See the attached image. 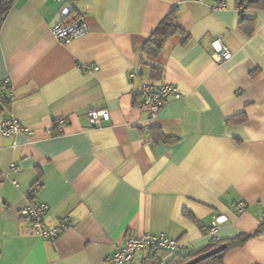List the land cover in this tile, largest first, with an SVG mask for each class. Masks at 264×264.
Segmentation results:
<instances>
[{
	"label": "crops",
	"instance_id": "1",
	"mask_svg": "<svg viewBox=\"0 0 264 264\" xmlns=\"http://www.w3.org/2000/svg\"><path fill=\"white\" fill-rule=\"evenodd\" d=\"M65 6L89 25L68 43L52 32ZM164 21L183 32L149 55L143 47ZM217 38L232 52L222 62ZM3 81L14 100H0V123L14 115L32 132L0 129V264H109L128 235L145 232L181 251L250 234L224 264H264V232L255 234L264 220V10L241 11L236 0H15L0 30ZM145 83L174 84L182 96L151 118ZM90 108L110 118L92 124ZM32 200L47 203L51 226L70 217L56 239L21 215ZM151 253L138 250L133 264Z\"/></svg>",
	"mask_w": 264,
	"mask_h": 264
},
{
	"label": "built area",
	"instance_id": "2",
	"mask_svg": "<svg viewBox=\"0 0 264 264\" xmlns=\"http://www.w3.org/2000/svg\"><path fill=\"white\" fill-rule=\"evenodd\" d=\"M213 6L215 8H224L225 3L217 1ZM61 15L62 19L52 27V32L55 38L60 42L68 43L72 39L80 37L89 31V25L82 14H72L71 9L65 6L61 9ZM215 45L216 50L214 52V57L218 61L222 62L231 57V50L221 41V39L217 38L215 40ZM81 68L86 71H96L99 67L97 65L83 64ZM134 75V72L130 73V76ZM0 88L5 91L2 95V100L12 102L14 100L13 87L10 86L7 81H3L0 82ZM140 94L141 103L148 108L151 118H156L170 97L180 98L182 96L178 87L170 83H145L140 90ZM86 115L92 124H100L103 120H108L110 118V113L108 110H99L96 108H90ZM65 122V117L56 118L54 121V128L57 129L58 132H62ZM0 129L8 135L19 132H32V129L29 126L22 125L14 115L9 116L3 122H1ZM11 170L19 171V167L16 165V163L11 164ZM39 187L40 182L35 183L30 188L28 195L30 197L35 196ZM237 207L238 210L242 212L246 208V203L240 201L238 202ZM47 211V203L43 201L32 200L21 209V215L30 220L33 231L36 235L54 240L65 228L68 227L70 217L65 216L59 221L57 225L51 226L46 221ZM220 222L221 216H219L217 221L211 225L209 231L215 232L219 228ZM180 247L181 244L178 240L173 239L163 233L145 232L139 235H128L125 242L122 245L117 246L114 250L109 264H133L134 255L138 250L145 249L150 252H157L159 255L160 250L168 249L171 252H175Z\"/></svg>",
	"mask_w": 264,
	"mask_h": 264
},
{
	"label": "trees",
	"instance_id": "3",
	"mask_svg": "<svg viewBox=\"0 0 264 264\" xmlns=\"http://www.w3.org/2000/svg\"><path fill=\"white\" fill-rule=\"evenodd\" d=\"M15 0H0V30L3 21L13 5ZM238 8L242 11L245 8H256L264 10V0H236ZM183 32V29L176 25L172 21H164L160 24L157 29L153 32L150 39L146 42L143 47L144 52L149 55H157L167 39L176 34ZM160 73L159 67H152V75ZM2 100V96H0ZM141 100V94H140ZM3 101V100H2ZM4 104L11 102L3 101ZM164 140L172 139V136L163 134L161 136ZM202 228L205 227L202 225ZM210 229V227L208 228ZM264 232V220L255 232L259 234ZM252 235L241 233L232 239H221L218 237H212L209 243L201 249H190L187 251L177 250L173 253L169 260L163 262L157 252H152L147 258L145 264H224V256L226 252L233 247L242 245Z\"/></svg>",
	"mask_w": 264,
	"mask_h": 264
}]
</instances>
